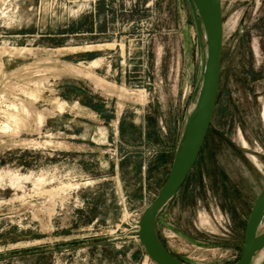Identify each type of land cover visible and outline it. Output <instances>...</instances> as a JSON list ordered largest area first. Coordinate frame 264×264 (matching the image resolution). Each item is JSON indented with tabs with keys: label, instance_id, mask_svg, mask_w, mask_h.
<instances>
[{
	"label": "rangeland",
	"instance_id": "rangeland-1",
	"mask_svg": "<svg viewBox=\"0 0 264 264\" xmlns=\"http://www.w3.org/2000/svg\"><path fill=\"white\" fill-rule=\"evenodd\" d=\"M221 10L214 114L157 220L187 264L238 259L264 186V0ZM199 70L187 0H0V264H156L136 220L168 175Z\"/></svg>",
	"mask_w": 264,
	"mask_h": 264
},
{
	"label": "water",
	"instance_id": "water-1",
	"mask_svg": "<svg viewBox=\"0 0 264 264\" xmlns=\"http://www.w3.org/2000/svg\"><path fill=\"white\" fill-rule=\"evenodd\" d=\"M199 38L200 70L191 110L184 116L168 175L157 195L144 208L136 223L137 238L147 257L156 264H187L162 243L157 220L163 207L179 191L193 168L211 123L220 83L223 46L221 0H187ZM264 186L248 215L241 253L233 264H253L258 249L264 246Z\"/></svg>",
	"mask_w": 264,
	"mask_h": 264
},
{
	"label": "crops",
	"instance_id": "crops-1",
	"mask_svg": "<svg viewBox=\"0 0 264 264\" xmlns=\"http://www.w3.org/2000/svg\"><path fill=\"white\" fill-rule=\"evenodd\" d=\"M106 44H108V43H106ZM109 44H110V43H109ZM97 45H99V44H97ZM101 45H104V44H101ZM182 128H183V124H182V126H181L180 131H179V135H178V138H177V141H176V144L174 145V147H172V148L167 147V151H169V152L172 151L173 156H174V153H175V149H176L177 142H178V140H179V137H180V134H181ZM105 137H106V136H105V133L103 132V133L101 134V138L104 140ZM172 159H173V158H172Z\"/></svg>",
	"mask_w": 264,
	"mask_h": 264
},
{
	"label": "bare ground",
	"instance_id": "bare-ground-1",
	"mask_svg": "<svg viewBox=\"0 0 264 264\" xmlns=\"http://www.w3.org/2000/svg\"><path fill=\"white\" fill-rule=\"evenodd\" d=\"M223 24V23H222ZM106 45H109V46H111L112 45V43H108V44H106ZM96 46H101V44H99V45H96ZM103 46V45H102ZM100 48V47H99ZM98 48V49H99ZM259 231H261V232H263L264 231V228H262V223H261V225H260V227H259ZM264 246H262V247H260L259 249H258V251H257V253H256V256L258 255V253L262 250V248H263ZM256 259V258H255ZM255 261V260H254Z\"/></svg>",
	"mask_w": 264,
	"mask_h": 264
},
{
	"label": "trees",
	"instance_id": "trees-1",
	"mask_svg": "<svg viewBox=\"0 0 264 264\" xmlns=\"http://www.w3.org/2000/svg\"><path fill=\"white\" fill-rule=\"evenodd\" d=\"M141 250L139 249V252H140Z\"/></svg>",
	"mask_w": 264,
	"mask_h": 264
},
{
	"label": "built area",
	"instance_id": "built-area-1",
	"mask_svg": "<svg viewBox=\"0 0 264 264\" xmlns=\"http://www.w3.org/2000/svg\"><path fill=\"white\" fill-rule=\"evenodd\" d=\"M138 227V226H137Z\"/></svg>",
	"mask_w": 264,
	"mask_h": 264
}]
</instances>
